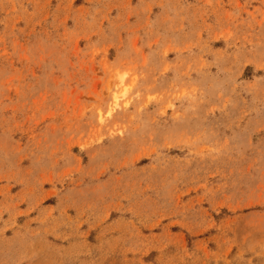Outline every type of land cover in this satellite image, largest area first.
I'll use <instances>...</instances> for the list:
<instances>
[{"label":"rangeland","instance_id":"rangeland-1","mask_svg":"<svg viewBox=\"0 0 264 264\" xmlns=\"http://www.w3.org/2000/svg\"><path fill=\"white\" fill-rule=\"evenodd\" d=\"M0 264H264V0H0Z\"/></svg>","mask_w":264,"mask_h":264},{"label":"bare ground","instance_id":"bare-ground-1","mask_svg":"<svg viewBox=\"0 0 264 264\" xmlns=\"http://www.w3.org/2000/svg\"><path fill=\"white\" fill-rule=\"evenodd\" d=\"M118 98H119V97H117V95H116V96H115L116 101L118 100Z\"/></svg>","mask_w":264,"mask_h":264}]
</instances>
